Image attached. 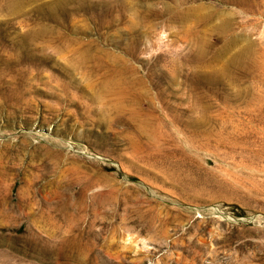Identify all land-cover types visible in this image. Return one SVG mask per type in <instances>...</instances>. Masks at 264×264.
Returning a JSON list of instances; mask_svg holds the SVG:
<instances>
[{"label": "rangeland", "instance_id": "1", "mask_svg": "<svg viewBox=\"0 0 264 264\" xmlns=\"http://www.w3.org/2000/svg\"><path fill=\"white\" fill-rule=\"evenodd\" d=\"M0 264H264V0H0Z\"/></svg>", "mask_w": 264, "mask_h": 264}, {"label": "bare ground", "instance_id": "2", "mask_svg": "<svg viewBox=\"0 0 264 264\" xmlns=\"http://www.w3.org/2000/svg\"><path fill=\"white\" fill-rule=\"evenodd\" d=\"M177 153H178V152H177ZM179 154H180V153H179ZM180 164H181V162H180ZM196 164H197V163H196ZM172 171H173V172H177V171H180V172H181V171H183V170H172ZM172 171H171V172H172ZM208 171H209V170H208ZM186 172H187V171H186ZM198 172H199V171H198ZM198 172H196V173H198ZM203 172H205V171L203 170ZM203 172H201V173H203ZM183 173H184V172H183ZM183 173L181 172V174H183ZM190 174H191V173H190ZM190 174H189V177H190ZM194 174H195V173H192V175H194ZM205 174H206V173H205ZM210 174H211V173H210ZM183 175H184V174H183ZM187 175H188V174H187ZM192 175H191V176H192ZM196 175H197V174H195V176H193L194 179H195V181L197 180V179L195 178ZM202 175H203V177H204V174H202ZM207 175H208V174H207ZM179 176H180V175H179ZM184 176H185V175H184ZM184 176H183V178H185ZM209 176H210V175H209ZM186 178H188V177L186 176ZM186 178H185V180H184L185 182H186ZM198 178L201 179V177H198ZM204 178H205V177H204ZM213 178H214V177H213ZM181 179H182V178H181ZM191 179H192V177L189 178V180H191ZM199 179H198V180H199ZM206 179H207V178H206ZM210 179H211V178H210ZM215 179H217V178H215ZM204 180H205V179H203L202 181H204ZM181 181H182V180H181ZM187 181H188V180H187ZM193 181H194V180H193ZM195 181H194V182H195ZM200 181H201V180H200ZM194 182H193V183H194ZM197 182H198V181H197ZM208 182H209V181H208ZM190 183H192V182H190ZM178 184H179V183H178ZM186 184H187V183H186ZM182 185H184L183 182H182Z\"/></svg>", "mask_w": 264, "mask_h": 264}]
</instances>
